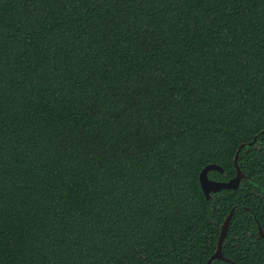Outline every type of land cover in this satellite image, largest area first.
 Instances as JSON below:
<instances>
[{
    "label": "trees",
    "instance_id": "obj_1",
    "mask_svg": "<svg viewBox=\"0 0 264 264\" xmlns=\"http://www.w3.org/2000/svg\"><path fill=\"white\" fill-rule=\"evenodd\" d=\"M232 210L264 264V0H0V264H208Z\"/></svg>",
    "mask_w": 264,
    "mask_h": 264
},
{
    "label": "water",
    "instance_id": "obj_2",
    "mask_svg": "<svg viewBox=\"0 0 264 264\" xmlns=\"http://www.w3.org/2000/svg\"><path fill=\"white\" fill-rule=\"evenodd\" d=\"M243 147L244 145L239 148L235 156V166L237 170V175L234 179L230 180L229 182H217V181L209 179L208 175L211 171H217L220 173L224 172L220 166L212 164V165H208L206 168L203 169V171L200 174V184H201L202 190L207 200L211 198L212 193H218L222 190H238L239 189L241 181L245 178V175L242 173V171L239 169V166H238L239 154ZM233 214H234V210L231 211L230 215L225 220L222 230H221V235L219 238L218 249L216 253L212 256V258L209 260L208 264H211L212 261L214 260H225V258L222 255V245L224 241L226 240L229 225L232 220ZM259 232H260V237L264 240V233L261 227L259 228Z\"/></svg>",
    "mask_w": 264,
    "mask_h": 264
}]
</instances>
